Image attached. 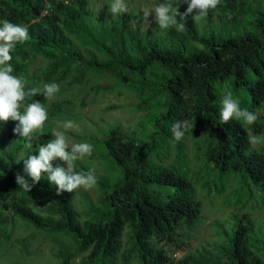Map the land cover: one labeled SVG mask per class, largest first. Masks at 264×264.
Segmentation results:
<instances>
[{
	"label": "trees",
	"instance_id": "1",
	"mask_svg": "<svg viewBox=\"0 0 264 264\" xmlns=\"http://www.w3.org/2000/svg\"><path fill=\"white\" fill-rule=\"evenodd\" d=\"M162 1L171 3L168 11L185 4L191 15L174 16L177 29L171 26L153 36L142 30L144 11L136 12L126 2L120 8L121 1L106 0L105 12H95L90 0H0V43L7 36L11 43L0 54V61L11 62L10 74L0 83L21 74L25 81L37 80L29 66L40 55L48 65L43 74L53 75L46 86L52 87L57 75L76 76L81 67L97 68L131 86L139 107L151 113V125L140 129L141 134L127 133L119 125L106 134L102 162L110 161L109 172L116 175L108 183L92 173H76L77 167H42L44 174L31 175L18 156L22 144L15 140V146H5L2 140L0 215L12 212L11 218L18 215L54 234L57 244H69L65 252L54 254L59 260L55 264H117L120 256L124 264L129 259L176 264L167 246L182 247V236H191L204 218L198 185L207 196L212 191L223 194L231 216L241 204L243 216L230 232L227 218L215 220L214 242L190 251L178 264H264V144L256 146L251 138V132L264 137L262 115L256 113L264 106V9L257 12L254 30L243 31V0ZM206 8L213 10L204 13ZM229 13L231 23L223 20L217 30L213 16ZM197 14L205 17L201 27ZM22 50L29 54L27 62L15 56ZM36 87L35 82L32 89ZM4 90L0 133L12 140L19 133L14 119L34 102L27 98L29 91ZM39 119L42 114L34 118ZM191 129L194 156L201 162L195 174L180 140ZM44 135L49 136L47 131ZM172 148L177 154L166 162ZM98 153L91 156L100 158ZM80 180L95 184L100 192L96 203L83 199L82 211L75 201ZM253 196L261 199V206ZM38 203L43 207H36ZM257 209L261 216L254 214ZM184 228L187 233H181ZM79 257V263L73 261Z\"/></svg>",
	"mask_w": 264,
	"mask_h": 264
},
{
	"label": "rangeland",
	"instance_id": "2",
	"mask_svg": "<svg viewBox=\"0 0 264 264\" xmlns=\"http://www.w3.org/2000/svg\"><path fill=\"white\" fill-rule=\"evenodd\" d=\"M90 1L95 12L99 10L105 12L106 9L103 5L106 0ZM116 1H121L120 8L126 7V2L136 12L144 11L142 30L149 32L153 36L161 35L163 33L161 30L168 29L171 26L177 29L178 25L174 22V16H179L180 14L187 16L186 13L180 12L182 7H185V12L191 13V10L187 9L185 4H180L177 10L171 9L168 11L171 3L158 0ZM244 2L245 9L240 16L242 17L241 21L243 20L241 29L243 31H252L256 24L257 12L264 9V0H243ZM164 5L167 8L166 12L163 8ZM187 5L190 6L189 2H187ZM206 10L213 9L206 8L203 12H208ZM171 13L173 21L170 20ZM195 17H197V22L201 27L205 17L198 16V14ZM230 17V13L229 16L225 14V17L213 16L212 22L217 26L218 30V28L222 27L221 22L223 20L227 24L231 23ZM97 18L100 19V14L97 15ZM2 32L3 30L0 28V34ZM6 43V41L0 43V52L4 49V44ZM18 59L23 60L20 57ZM47 66L46 60L42 56L37 55L29 66L32 76L37 80L31 78L25 81L24 74H21L19 76H12L11 79L8 78L6 84L0 83V93L5 92L4 88L8 89L9 92L18 87L25 94L29 91L27 98L34 102L32 106H25L14 119V131L18 129L19 133L17 135L13 134L12 140L6 138L4 133H0V149L3 145L2 140L6 141L5 146L10 144L11 147L15 146V140L16 143L22 144L18 156L24 160L25 164L23 167L31 175L44 174L45 170L43 168L69 169L77 167L76 173L84 175L92 173L98 179H103V182L108 183L109 177L111 178L116 175L114 170L109 172L110 161L106 163L102 162L104 161L105 152L101 145L104 143L103 140L106 134L110 128L116 125H119L127 133L137 131L141 134L142 130L140 129L148 128L146 124L151 125L149 121L151 113L139 107L140 98L131 89V86L119 82L109 72H102L97 68L81 67L76 70L79 73L76 76L72 73H68L64 77L55 76L51 80L53 82L52 87H49L46 86L45 80L53 77V75L51 73L48 75L43 74L45 71H43V68H47ZM61 71L62 69H58L59 73ZM7 74H10L9 67L4 65V63H0V80ZM35 82L37 83V87L36 89H32V84ZM26 87H29L28 91ZM224 94L226 93L222 91V97L226 98ZM230 104L231 111L235 113L236 110L232 102ZM51 109L54 111L51 112ZM256 113L262 115L261 122L264 124V106ZM40 114H42V119L34 120ZM49 115L54 116L49 117ZM46 131L47 135L49 134L48 138L44 135ZM29 132H31L30 135ZM28 135L31 139L29 141L26 140ZM251 138L256 146L264 144V137H257L251 132ZM20 140H23V142H20ZM180 140L186 149V154L191 159L192 174H195L201 162L199 158L194 156L192 129L185 133ZM47 141L49 142L47 143ZM56 146L61 149L54 151L53 148ZM173 148L175 149L174 146ZM173 148L170 150V157L166 162L175 158L177 153ZM97 149L100 158L91 156ZM5 150L7 153L9 152L8 149L5 148ZM83 178L87 179L86 177ZM198 189L203 201L204 218L191 231V236H182L185 239L182 247H178L176 244L167 246L168 254L176 260V264L190 251H194L203 245L210 246L214 242L217 238L215 234V220L227 218L229 221L226 223V228L229 230L227 232H230L234 221L243 216L241 204L237 205L238 212L231 216V209H226L223 204V194L212 191L207 196L205 190L200 191V185H198ZM99 193V189L95 184L80 180L78 193H75V201L80 211L83 208L84 198H88L92 203H96L100 195ZM237 198V194L233 196V203H235ZM251 200L255 205L261 206V199L259 197L253 196ZM36 207H43V204L38 203ZM243 211L245 212V209ZM11 214L4 212L0 215V264L57 263L59 260H57V256H54V254L59 249L65 252L69 244L64 243L63 246L57 244L54 234L42 232L40 228H36L29 221L18 215L11 218ZM254 214L261 216L262 211L259 209L254 210ZM80 218H84V215H80ZM181 233H187V228L181 230ZM122 239L124 248H128L130 245L127 243V236L125 234ZM72 251H74V247ZM80 259L81 257L75 258L73 261L79 263ZM128 262L129 264H137L133 259H129ZM117 264H124L121 256Z\"/></svg>",
	"mask_w": 264,
	"mask_h": 264
},
{
	"label": "clouds",
	"instance_id": "3",
	"mask_svg": "<svg viewBox=\"0 0 264 264\" xmlns=\"http://www.w3.org/2000/svg\"><path fill=\"white\" fill-rule=\"evenodd\" d=\"M158 1H161V2H165V1H162V0H158ZM65 2H70V0H65ZM167 3V2H166ZM165 6L166 5H164L163 6V8L165 9V12L167 11V8H165ZM174 10H177V7L176 8H174ZM184 11H185V8H184ZM181 12V11H180ZM47 13V10H44V14H46ZM183 13V12H182ZM184 13H186L187 14V16L188 15H191V13H188V12H184ZM10 39H8V38H4L3 39V42H7L6 44H4V49L0 52V54L1 53H3L9 46H11V43H10V41H9ZM16 55H18V57H17V59L20 57V58H23V60L21 61L20 59H18V61L19 62H27L29 59H30V57H29V54H27L26 53V50H22V51H19V53L18 54H15V56ZM35 58V57H34ZM33 58V59H34ZM0 63H4V65H6V66H10L11 65V62H4V61H0ZM44 69V68H43Z\"/></svg>",
	"mask_w": 264,
	"mask_h": 264
},
{
	"label": "crops",
	"instance_id": "4",
	"mask_svg": "<svg viewBox=\"0 0 264 264\" xmlns=\"http://www.w3.org/2000/svg\"><path fill=\"white\" fill-rule=\"evenodd\" d=\"M12 77H10L9 79H11ZM11 84V83H10Z\"/></svg>",
	"mask_w": 264,
	"mask_h": 264
}]
</instances>
